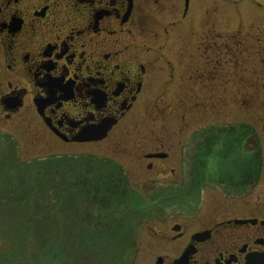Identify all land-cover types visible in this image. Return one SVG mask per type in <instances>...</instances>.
<instances>
[{
    "label": "flooded vegetation",
    "instance_id": "af4514ba",
    "mask_svg": "<svg viewBox=\"0 0 264 264\" xmlns=\"http://www.w3.org/2000/svg\"><path fill=\"white\" fill-rule=\"evenodd\" d=\"M196 4L0 0V159H5L4 127L8 133L13 127L19 130L22 120L29 137L40 140L45 134L51 149L95 145L116 131H136L143 116L148 124L164 121L163 129L152 134L161 150L143 155V173L155 179L170 176L175 196L206 198L196 199L187 218L166 221L154 230L165 243L154 264H264V157L261 147L252 143L255 129L238 124L216 133L206 131L188 159L179 154L171 159L165 150L171 142L167 133L183 138L191 129L185 123L187 114L195 117L192 103L165 106V97L183 96L181 88L171 87L185 79L182 71L190 73L188 82L200 84L217 79L219 72L221 79L227 77L226 67L223 71L218 63L227 64L228 36L223 39L213 25L195 38ZM187 23L192 32L187 29L174 38L186 34L183 45L168 44L176 34L173 30L186 29ZM204 46L210 54L201 63L197 54ZM31 116L41 128L26 123ZM168 116L179 118L176 129L165 130ZM103 123H112L104 140H77ZM12 135L15 140L17 135ZM231 140L232 146L227 142ZM216 142L220 146L209 148ZM150 153L164 156L146 159Z\"/></svg>",
    "mask_w": 264,
    "mask_h": 264
},
{
    "label": "rangeland",
    "instance_id": "374dc122",
    "mask_svg": "<svg viewBox=\"0 0 264 264\" xmlns=\"http://www.w3.org/2000/svg\"><path fill=\"white\" fill-rule=\"evenodd\" d=\"M196 1L195 38L213 25L222 31L223 39L228 36L227 64L218 63L223 71L226 67L227 77L221 79L219 72L217 79L200 84L188 82L190 73L182 71L185 79L180 78L179 84L174 81L171 87L181 88L183 96L165 97V106L192 103L190 112L195 117L187 114L185 123L189 122L191 129L183 138H177V132L167 133L171 142L165 150L171 152V159H177L178 154L180 159H188L206 131L216 133L244 124L257 131L264 157V6L234 0L239 6L243 2L237 9L223 0ZM256 2L264 5V0ZM189 27L174 29L176 34L168 44L182 46L186 34L174 38ZM190 29L186 33L192 32V26ZM207 54L210 51L204 46L197 60L204 63ZM34 117H26V123L41 128ZM171 117L165 130L180 124L178 117ZM22 121L19 130L13 127L8 133V126L4 127L1 151L20 159H0V264H154L165 245L154 230L166 221L187 218L185 214L193 209L196 199L203 202L206 198L202 194L175 196L173 185L168 184L173 183L170 176L155 179L154 174L143 173V155L161 150L152 134L163 129L164 121L148 124L143 116L136 131H116L95 145H56L52 149L45 134L40 140L29 137ZM11 133L17 135L15 140ZM164 134L161 132V137ZM227 142L232 146L235 141ZM213 145L220 143L209 148ZM147 183L154 185L147 187ZM163 189L169 191L170 200L161 195ZM133 190L145 204L156 205L141 218L133 219L113 203ZM11 193L18 194L15 206L8 196Z\"/></svg>",
    "mask_w": 264,
    "mask_h": 264
},
{
    "label": "trees",
    "instance_id": "16d2710c",
    "mask_svg": "<svg viewBox=\"0 0 264 264\" xmlns=\"http://www.w3.org/2000/svg\"><path fill=\"white\" fill-rule=\"evenodd\" d=\"M125 205H127L128 209L130 208L131 211L137 209L139 210L140 208L142 209V205L135 196L126 197V199H123L122 202H117V207L120 211L125 209Z\"/></svg>",
    "mask_w": 264,
    "mask_h": 264
},
{
    "label": "water",
    "instance_id": "95a60500",
    "mask_svg": "<svg viewBox=\"0 0 264 264\" xmlns=\"http://www.w3.org/2000/svg\"><path fill=\"white\" fill-rule=\"evenodd\" d=\"M104 133H105V132H103V133H102V135H98V136H97V137H95V138H102V137H103V135H104ZM90 138H93V136H91Z\"/></svg>",
    "mask_w": 264,
    "mask_h": 264
}]
</instances>
